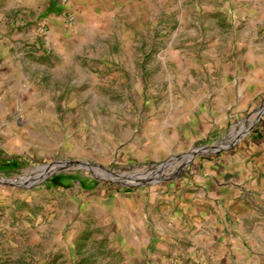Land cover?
<instances>
[{
	"label": "rangeland",
	"instance_id": "374dc122",
	"mask_svg": "<svg viewBox=\"0 0 264 264\" xmlns=\"http://www.w3.org/2000/svg\"><path fill=\"white\" fill-rule=\"evenodd\" d=\"M0 264H264V0H0Z\"/></svg>",
	"mask_w": 264,
	"mask_h": 264
},
{
	"label": "bare ground",
	"instance_id": "6f19581e",
	"mask_svg": "<svg viewBox=\"0 0 264 264\" xmlns=\"http://www.w3.org/2000/svg\"><path fill=\"white\" fill-rule=\"evenodd\" d=\"M187 158H189V155H187V156L185 157L184 161H185ZM182 163H183V161H182ZM182 163H181V164H182ZM52 171L55 172V171L52 170V169L45 170L44 176L47 175L48 173L52 172ZM51 174H52V173H51Z\"/></svg>",
	"mask_w": 264,
	"mask_h": 264
}]
</instances>
